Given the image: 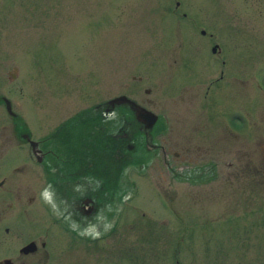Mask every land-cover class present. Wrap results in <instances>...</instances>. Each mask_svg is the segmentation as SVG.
<instances>
[{
  "label": "rangeland",
  "instance_id": "1",
  "mask_svg": "<svg viewBox=\"0 0 264 264\" xmlns=\"http://www.w3.org/2000/svg\"><path fill=\"white\" fill-rule=\"evenodd\" d=\"M181 1L201 9L209 19V31L218 40L225 41L227 37L230 51L239 52L244 58L243 82L234 80L230 85L234 92L238 88L248 107L258 112L255 116L260 120L254 124L260 136L230 138L224 160L237 164L236 157L244 150L252 152L257 164L260 162L264 168V0ZM36 4H41L38 11L33 9ZM166 5L173 8L174 0H0V13L3 8L5 20L2 30L9 36L7 40H15L19 47L7 42L3 45L11 54L5 58L0 94L16 100L28 121L38 117L44 121L47 111L53 122L67 114L72 102L89 106L124 95L158 115L153 140L157 144L163 142L169 152L167 158L175 166L177 161L171 153L178 150L179 143L188 139L179 151L189 158V147H185L189 141L218 128L208 124L211 114L201 104V89L192 104L179 101L186 94L174 84L178 66L174 58L193 35L184 25L169 32L162 27L167 23ZM45 8L50 10L45 13ZM179 8L184 11L181 5ZM30 14H36V21L30 20ZM12 66H17L18 71ZM211 67L209 78H214L218 67ZM14 81L19 84L20 95L13 91ZM212 84L210 96L219 92ZM258 84L262 86L259 88ZM182 86L185 90L191 87ZM119 105L105 122L98 119L84 126L86 132L96 134L98 152L104 150L102 141L107 140L108 133L124 122L127 112ZM1 110L7 125L8 116L2 105ZM212 110L219 114L221 108L214 106ZM173 129L186 137L176 143ZM222 142L225 141L213 139V148L220 150ZM142 148L143 145L125 150V157L116 159L112 168L124 189L115 201L117 212L124 211L122 224L116 227L119 229L96 240V244L66 241L59 234L52 243L48 264H264V172L260 193L249 205L250 209L257 207L255 218L246 216L240 230L230 231V223L223 220L233 213L240 215L243 205L233 198L195 203L187 183L189 177L180 183L172 180L159 159L160 149L150 150L147 160L145 154H137ZM126 158L134 163L123 166ZM219 163L222 168L223 161ZM160 188L165 195H158ZM208 208L212 209L210 215ZM251 213L253 210L245 215ZM202 217L219 221L209 223L203 229L206 232L192 228L206 226L200 225L205 221ZM7 237L10 236L5 237V244L9 242Z\"/></svg>",
  "mask_w": 264,
  "mask_h": 264
},
{
  "label": "flooded vegetation",
  "instance_id": "2",
  "mask_svg": "<svg viewBox=\"0 0 264 264\" xmlns=\"http://www.w3.org/2000/svg\"><path fill=\"white\" fill-rule=\"evenodd\" d=\"M180 1L174 0V7L171 9L168 5L165 6L167 23L162 26L169 32L184 25L193 35L189 43L181 45L174 58L178 65L175 68L174 84L181 88V93L187 97L180 96L179 101L192 104L197 100L192 98L200 95L198 89H201V104L206 105L207 112L211 114L208 116V124L218 129L201 134L200 139L199 136L197 139L194 137L191 143L189 141L185 146L189 147V158L183 156V151H179L188 139L180 131L173 129L176 143L185 138L178 144V150L171 153L177 161L174 166L167 158L169 152L163 142L157 144L153 140L155 123L159 118L157 114L156 121L148 127L147 124L135 120L133 110L128 104H120L127 112V115L123 116L124 122L114 132L108 133L107 140L102 141L104 150L100 149L98 152L96 144L99 141L96 134L90 133V130L86 132L84 126L87 123H95L98 119L101 122L106 121L118 106L108 105L110 98L103 103L97 102L89 106L72 102L67 114L53 122L47 111L44 121L39 117L40 121L37 118L28 121L21 114L20 105L16 100L0 94V264H48L52 243L57 240L59 234L64 236L66 241L70 239L96 244V240L115 233L119 229L116 227L122 224L124 212L123 209L117 212L116 195L124 189L115 177L116 171L112 170L114 161L124 158L125 150L140 148L141 145L143 151L137 154H145L147 160L150 150L160 149L159 159L163 168L169 171L172 180L180 183L189 177L187 183L191 187V196L194 197L195 203H200L202 199L206 202L215 200L217 203L233 198L235 203L243 205L240 215L233 213L223 220L230 223L228 230H240L246 216L255 218L257 207L250 209L249 205L251 202L254 204L260 193L261 173L264 168L260 162L257 164L258 160L249 151L239 152L236 157L237 164L234 165L223 157V154L228 153L230 138L240 136L255 139L257 135L260 136V130L254 124L256 120H260L255 116L258 112L248 107L245 103L247 101L240 97L238 88L234 92L230 85L235 83L234 80L243 82L241 77L244 72L241 67L244 58L239 56V52L230 51L227 37L225 41L222 38L218 40L216 35L209 31V19L201 9ZM36 5L37 8L33 9L38 11L41 4ZM179 5L184 11H181ZM49 10L42 9L45 13ZM2 13L4 14L3 8ZM2 13L0 84L5 58H9L11 54L4 50V43H13L19 49L14 38V41L9 42V36L2 30L5 22ZM17 15L21 19L20 14ZM35 15L30 14V20L36 21ZM186 48L189 50H185ZM17 54L19 55V51ZM211 66L214 69L218 67V75L214 78H209ZM12 67L15 72L18 71L17 66ZM212 83H215V90L219 92H215V95L211 93L210 96ZM18 85V82L14 81L13 91L20 95ZM182 85L191 87L188 86L185 90ZM261 86L258 84L259 88ZM195 88L197 90H194ZM1 105L8 116L7 125L4 124ZM16 105L14 111L13 107ZM214 106H220L219 114L212 110ZM67 107L68 105L65 109ZM99 128L102 129V126ZM158 133L163 137L162 132ZM213 139L225 141L222 142L220 150L213 148ZM262 146L264 152V144ZM257 147L260 150V147ZM184 160L186 161L183 162ZM125 161L123 166L132 165L130 163L133 161L129 163L127 158ZM135 161H138L137 158ZM220 161L224 163L222 168ZM222 178L226 180L223 182ZM157 190L159 196L165 195L163 188ZM250 210H253V214L245 215ZM208 212L210 215L212 209L208 208ZM202 218L205 221L200 225L206 226L192 228L206 232L203 229L209 223L219 221L218 218ZM30 225L33 227L29 228ZM52 228L59 230V233H55ZM224 228L225 226L222 229ZM6 236H10L7 239L11 243L5 244Z\"/></svg>",
  "mask_w": 264,
  "mask_h": 264
},
{
  "label": "water",
  "instance_id": "3",
  "mask_svg": "<svg viewBox=\"0 0 264 264\" xmlns=\"http://www.w3.org/2000/svg\"><path fill=\"white\" fill-rule=\"evenodd\" d=\"M128 104L130 108L133 110L134 117L140 123L147 124L148 127L152 126L155 122L157 116L156 114L152 113L151 111L145 109L141 105L135 103L133 100L127 98L124 95H118L113 98H110L107 101V104L111 107L115 104Z\"/></svg>",
  "mask_w": 264,
  "mask_h": 264
}]
</instances>
